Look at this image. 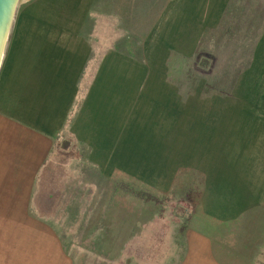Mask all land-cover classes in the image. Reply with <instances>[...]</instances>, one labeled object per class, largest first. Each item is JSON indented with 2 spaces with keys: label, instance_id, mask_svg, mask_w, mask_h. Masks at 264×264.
Returning <instances> with one entry per match:
<instances>
[{
  "label": "rangeland",
  "instance_id": "1",
  "mask_svg": "<svg viewBox=\"0 0 264 264\" xmlns=\"http://www.w3.org/2000/svg\"><path fill=\"white\" fill-rule=\"evenodd\" d=\"M148 10L153 15L151 31H139L143 25L141 18L147 15ZM209 24L214 27L212 31H216V39L221 38L222 29L228 25L231 36L236 34L235 39L241 40L244 44L248 38H254L259 30L264 35V0H22L20 3L0 69V114L13 123V125L9 124L12 125V129L7 132V137H3L1 143L4 145L11 141L14 148L12 153L10 148H5L6 145L0 148L3 150L0 152V185H3L4 189V192H0V198L10 196L15 199L13 193L15 186L11 184L12 170H20L22 173L23 170H31V166H25L24 161L31 160L30 149L34 137L31 138L22 131L20 133L21 122L3 113L4 110H11L13 116L17 117L15 107L29 109L31 97L28 87L29 77L26 78V75L30 72L31 53L36 47H40L39 44L42 42L61 41L63 32H68L69 29L78 31L81 28L83 32L98 25L112 26L114 32L111 36L118 34L116 37L121 54L129 53L136 61L148 63L149 56L143 54L146 43L150 44L148 53L150 48L157 53L159 47L165 49L167 65L162 64L165 62L164 54L160 60L158 57L155 60V64L162 65L161 73L163 72L164 76L168 74V77L172 73H174L173 77L182 75L187 82L192 80L190 88L193 95L186 97L183 102V123L192 122L194 106H198L200 111L203 110L204 116L208 115L207 110H212L213 113L209 116L213 121L218 122L225 112L224 115H228L225 120L229 123L231 131L230 152L226 155L218 148L214 153L215 159L224 155L227 158L230 155L231 160L235 161L234 166L239 167L243 176L239 177L237 174L238 182L235 184L238 186L235 188V194L231 195V203L235 204L236 201L237 211L227 212V204H230L228 201L224 204V209L220 210L226 213L222 216L226 224H223V221L218 223L212 217H210L211 222L197 220L202 225L197 224L196 219L206 216L207 212L205 213L199 204L193 211L187 197L191 176L196 175L191 172L189 161L192 153L189 147L190 131H184L186 135L181 141L182 145L179 141L177 146H173L174 140H161L159 143L157 137L152 136L151 131V126L159 125L158 123L161 122V125L167 124L160 114L159 106L152 105L154 111L152 113L147 102L149 99L144 103L137 96L133 109L134 127L132 111L126 115V103L119 104L117 125L120 129L118 128L117 139L116 131L111 137H101L102 144L99 147L95 149L88 147L82 152L88 156L95 154L97 159L101 157V167L99 165L94 169L92 162L88 161L81 164L74 162L71 181L87 187L94 184L97 192L100 193L99 198L95 199L96 202L89 205L93 220L97 224L88 226L83 235L82 233L79 235L81 239L77 242L79 257L76 264H179L180 256L178 255L176 260L173 255L180 252V243L183 246L182 252L186 251V244L190 245V240H182L180 235L184 231L187 233L188 228L199 234V238L196 239L198 242H192L191 245L204 248L208 246V248L206 251L191 250L193 254L189 258H183L184 264H204L206 259L204 255L208 252L219 260H225L221 257L225 252L223 243L227 238L232 240L230 236H235L234 241L238 238L243 240L239 247L238 243L234 246V252L231 251L236 259L242 260V264L258 263L264 244L262 241L264 238V206H262L264 205V37L257 44V55L250 68L237 73V78L233 76L232 79L227 80L228 85L233 86L232 94L222 96L215 90L212 91L215 94L207 96L205 92L209 91L206 85L209 78L205 74H209L210 71H202L203 74L197 75L194 79L191 76L190 79L185 72L188 66L185 57H188L187 54H192L198 45L199 51L205 49L207 39H210L208 37L210 30L206 28ZM100 36L106 42L110 34L101 33ZM89 39H91L90 34ZM95 40H98V36ZM180 46L183 48L180 49ZM145 51L147 52V49ZM178 51L183 55H179ZM199 51L195 55L200 59L204 54ZM153 54L155 52L150 56ZM152 62L154 61L150 62L151 68ZM174 63L178 65L170 68ZM24 79L28 81H22ZM16 84L19 87L15 90ZM9 87L10 89L7 90ZM171 89L175 90L174 85H171ZM26 117L29 119V115ZM112 126H116L115 120ZM242 126L254 127V129L243 130ZM233 127L237 130H233ZM154 132L158 133V131ZM63 144H67L69 148L73 147L67 140H64ZM96 149L100 150L94 153ZM238 155L241 157L240 161L238 158L233 159ZM225 157L223 161H226ZM212 158L214 159L213 154ZM215 164L223 165V174L227 175L228 169L225 170L226 165L223 162L216 161ZM74 173L78 176H74ZM200 175L203 176L201 173ZM118 180L130 182L138 189L147 190L150 192L146 194L147 196L156 195L168 199L157 206L151 202L148 203L149 205L143 204L137 197L125 195L121 191L117 192L114 186ZM224 186L226 188V183ZM112 187L113 192H111ZM242 187H246V194ZM171 190L175 193L170 194ZM99 202L101 206L98 205ZM0 205L7 206L6 203L1 202ZM11 205L13 206L14 203L11 202ZM244 206L247 208L241 209ZM179 209H182V212ZM18 212L19 210L15 209H0V264L23 262L20 258L22 255L20 241L24 235V228L29 231L31 227L16 225L15 218L9 219ZM240 213L242 214L237 218H241V221L236 219L227 230V222ZM147 219L151 222V232L156 235L157 241H153L151 237L143 246L138 238L135 240L134 248L131 245L126 247L127 238L132 233L141 234L144 230L142 222L147 223ZM199 232L205 236L202 237ZM204 238L208 239V242ZM245 242L247 249L244 247L243 250ZM141 249L143 254L140 253ZM126 251L130 253L129 261L125 256ZM116 254L117 257H111ZM121 254L125 257L119 260ZM133 254L142 259L138 260V263L135 262V257L131 258ZM114 260L117 262L114 263ZM172 260L173 262L170 263ZM261 261H264V256L261 257Z\"/></svg>",
  "mask_w": 264,
  "mask_h": 264
},
{
  "label": "crops",
  "instance_id": "2",
  "mask_svg": "<svg viewBox=\"0 0 264 264\" xmlns=\"http://www.w3.org/2000/svg\"><path fill=\"white\" fill-rule=\"evenodd\" d=\"M150 10L147 11V15L141 18L143 19V25L141 29L137 27V29H140L139 31H151L153 15L150 14ZM111 27H104L103 25L92 26L90 30L87 28L83 32H81V28L77 29L78 31L69 29L68 32H63L61 41L48 40L40 43V47H36L34 52L31 53L30 72L26 75V78L29 77L28 87L30 88L31 97L29 109L28 107L24 109L15 107L17 117L13 116L11 110L3 111L7 117H12L21 122L19 123L20 133L22 131L26 135L31 136V138L32 136L34 137L32 138L33 143L31 142L32 147L30 149L31 160L30 162L24 161V165L31 166V170H23V173L20 170L11 171V178H13L11 184L15 186L13 192L15 199L10 198V196L0 198L1 203L7 204L4 207L0 205V209L19 210L14 217H9V219L15 218L16 225L31 227L29 231L24 228V235L20 241L22 251L20 258L24 262L22 264L77 263L79 257V249H77L79 244L77 242L81 239L79 235L81 233L83 235L88 226L97 224L93 220V213H91L89 205L91 206L96 202L95 199L99 198L100 193L97 192V187L94 184L88 185V188L86 185L80 186L71 181V175L74 172L73 167L75 166L74 162L79 164L82 162L86 163V161L92 162L94 169L100 165L101 157L97 159L95 154L88 156L86 153L82 154V152L86 151L88 147H94V149L99 147L102 144L100 142L101 137H111V134L116 131L115 137L117 139L118 128L120 129L119 125H117L119 104L126 103V115L132 111L133 125L135 127L133 109L137 96L144 103H146V99H149L147 102L152 113L154 112L152 105L159 106L160 114L165 119L164 122H167L164 125H161V122L158 123L159 125L151 126L152 136L154 138L157 137L159 143H161V140H174L175 145L173 146H177V143L183 141L186 135L184 131H190L189 147L192 153H190L189 161L191 162V172L196 174L195 176L192 175L190 179V205L193 211L195 206L199 204L202 210L205 213L207 212V217L198 218L196 221L203 222L208 220L211 222L210 220L214 218V221L218 223L223 221V224H226L225 219L222 218L226 213L220 212V210L224 209V204L227 201L230 203H226L227 212L230 210L237 211L236 201H234L235 204L231 203V195L235 194V188L238 186L235 184V182H238V176H243L240 174L239 167L234 166L233 163L235 161L231 160L230 155L227 156L230 159L229 161L225 155L223 157H225L226 161H223V157L215 159L214 155L218 148L226 155L230 152L229 136L231 131L229 123L225 120L228 115H224V112L219 122L213 121L209 116L213 113L212 110H207L208 115L204 116V111H200L198 106H194L192 107V122L183 123V102L193 92L190 88L184 94L181 86L182 75L176 76L178 79L173 77L174 73L172 75L169 74V77L168 74L164 76L163 72L161 73L162 65H159L160 63L155 64L157 57L160 60V57L164 54L165 62L162 64L165 63L167 65L165 49L159 47V52L157 53L150 48V53H148L150 44L144 42L147 46L144 44L143 54L146 53L149 56V61L148 63L136 61L129 53L121 54L118 38L116 37L118 34L114 37L111 36L114 32ZM206 28L210 30V35H208L210 39H207V50L209 52L214 51L215 48L224 47L228 38L232 37L228 25L222 29L220 39H216V31H212L214 27L211 24ZM101 33L110 34L106 42L101 38ZM89 34L91 39L88 40ZM260 34L257 44L264 37L262 31ZM97 36L98 40L96 41ZM198 46L192 54H187L186 56H194L199 51L200 47ZM256 47L252 63L257 55L258 48L256 49ZM179 48L182 49L183 46ZM145 49H147V52ZM152 52H155V54L150 56ZM177 53L183 55L180 51ZM151 61H154L152 62V68L150 66ZM176 65L178 64L174 63V66L170 65V68H174ZM178 71L181 72L180 69ZM22 81L27 82L28 80L24 79ZM14 83L16 82L14 81ZM171 85H174L175 90L171 89ZM17 87L19 86L16 84L14 89L16 90ZM9 89L10 87L7 88V90ZM215 90L211 89L205 93L210 96L215 94L212 93ZM216 92L222 96H228V94L219 90H216ZM113 102L114 104L112 105ZM200 113L201 116H199ZM27 115H29V119L26 117ZM0 119H2L0 121V148L6 145L5 148H10L12 153V149H14L12 147L13 142L10 141L3 145L1 141L3 137L8 136L7 132L12 129L13 123L1 114ZM114 120L116 121V126H112ZM10 123L12 125H9ZM244 127L247 126H242L241 129H254V127ZM235 129L237 130V128L233 127V130ZM154 131H158V133L155 134ZM64 140L70 141L73 147L67 148V150L59 147ZM166 145L172 146V144ZM99 150L96 149L94 153ZM1 151L3 150L0 149ZM234 158H238V161L241 160L240 155ZM216 161L223 162L226 165L225 170L228 169L227 175L223 174V165L215 164ZM45 163L46 166H44ZM74 176L78 175L74 173ZM225 183L226 188L224 186ZM241 186H243V183H241ZM114 188L117 192L121 191L125 195L133 196L117 186H114ZM114 188L112 187L111 192L114 191ZM245 188L243 190L246 194ZM0 192H4L3 185H0ZM11 202L14 203L13 206ZM142 203L148 204L150 201ZM98 205L101 206L102 204L99 202ZM246 208L244 206L241 209ZM241 214L236 215L234 219H230L227 222V230H229L230 224L233 225L232 223L236 222V219L241 221V218H237ZM101 217L102 213L100 214ZM180 222H182L181 219ZM142 224L144 226L143 232L141 234L132 233L127 238L126 247L131 245L134 248L135 240L138 238L142 241L143 246L151 237H153V241H157L156 235L151 232V222H142ZM197 224L202 225L199 222ZM57 226L63 228L60 230ZM188 229L191 230L190 228ZM184 232L180 234L182 235V240H190V245L186 244V251L182 252L183 246L180 243V252L175 253L176 255L172 254L176 260H178V255L180 256L179 264H184L183 258H189L193 254L191 250L200 251L204 249L206 251V248H208V246L206 248L192 246V242H198L196 239L199 238V234L191 230L192 233L188 234V237L187 233L184 234ZM200 234L202 237L205 236L202 232ZM230 238L232 240H227V238L225 243H223V251L225 252L221 257H224L225 260H219L208 252L207 255H204L206 256L205 262L203 261L204 264H208L209 261L211 264H242V260L236 259L231 253L234 252V246L238 243L239 247L243 240L238 238L237 241H234L235 236H230ZM204 239L208 242V239ZM262 241L264 242V238ZM246 244L245 242L243 250L244 247L247 249ZM262 247L258 263L256 264H264V261H261V257L264 256V244ZM73 251L76 252L72 253ZM140 251L143 254V249ZM23 252L25 253L23 254ZM123 254L118 257L119 260L127 256L129 261L130 253L126 251L125 256ZM115 256L117 257V254L111 255V257ZM132 256L135 257V262L137 263L138 260L142 259L138 258V255L133 254L131 258ZM113 262L116 263L117 261L114 260ZM148 262H150V259ZM172 262L173 260L170 261V263Z\"/></svg>",
  "mask_w": 264,
  "mask_h": 264
},
{
  "label": "trees",
  "instance_id": "3",
  "mask_svg": "<svg viewBox=\"0 0 264 264\" xmlns=\"http://www.w3.org/2000/svg\"><path fill=\"white\" fill-rule=\"evenodd\" d=\"M260 32L261 31L259 30L254 38H248L246 40V43L244 44L241 43V40L237 41L235 39L237 38L236 34H234V36L230 38L226 37L228 38V40L226 41V45L222 48H215V50L211 52L207 50L206 42L205 49L200 51V53L202 52V54H204L206 57H204V55H202L200 59L198 58V56L196 57V55L185 57L188 64L185 70V72H187V76H189L190 79L192 76L194 79L197 77V75L203 74L202 71L209 70L210 73L205 74V76L209 78L206 84L207 88L209 90L216 89L226 94H232L233 86H229V81L227 80H229V78L232 79L233 76L237 78V73L246 70L249 65H251L254 58L255 47L261 35ZM207 55L210 57H208ZM236 70L237 72H235ZM191 82V80L187 82L186 79H183L181 86L184 94H186V92L190 90L192 84ZM59 147L66 150L67 148H69V146H67V144H63V142ZM44 166H46V163ZM116 186L121 190L132 194L134 197L139 198V200L144 203L150 201L157 206L159 203H164L168 199L166 197L162 199L157 197L156 195H153V197L147 196L146 194H150V192H148L147 190L138 189L134 184L130 182L118 180L116 182ZM174 193V190L170 192V194ZM187 194L188 200L190 201L191 194L190 192H187ZM179 211L182 212V209H179ZM57 228H60L61 230L63 227L57 226ZM189 232H191V230L188 229V237L191 234ZM208 264H211V262L209 261Z\"/></svg>",
  "mask_w": 264,
  "mask_h": 264
},
{
  "label": "water",
  "instance_id": "4",
  "mask_svg": "<svg viewBox=\"0 0 264 264\" xmlns=\"http://www.w3.org/2000/svg\"><path fill=\"white\" fill-rule=\"evenodd\" d=\"M22 0H0V69L17 9Z\"/></svg>",
  "mask_w": 264,
  "mask_h": 264
}]
</instances>
